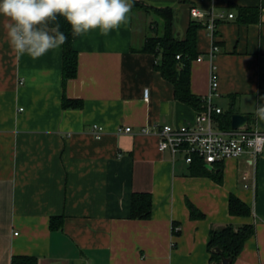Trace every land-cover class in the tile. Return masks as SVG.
I'll list each match as a JSON object with an SVG mask.
<instances>
[{"label":"crops","instance_id":"0c3cea01","mask_svg":"<svg viewBox=\"0 0 264 264\" xmlns=\"http://www.w3.org/2000/svg\"><path fill=\"white\" fill-rule=\"evenodd\" d=\"M138 1L173 9L180 40L191 22L201 25L191 92L212 94L223 113L245 115L246 128L264 132L256 115L264 104V0ZM193 9L234 19L212 39ZM150 16L131 7L127 22L108 36L97 30L78 37V74L66 87L62 46L36 60L17 57L0 16V264L14 257L39 264H212L210 234L228 225L255 226L233 264H264V153L257 162H223L218 183L159 149L158 128L189 124L198 111L176 100L155 56L133 53L150 36ZM214 45L219 51L211 57ZM65 98L81 107L65 109ZM134 194L152 196L149 219H132ZM232 195L251 217L230 214ZM190 205L203 217L192 218ZM53 218H63L60 229H51Z\"/></svg>","mask_w":264,"mask_h":264},{"label":"trees","instance_id":"16d2710c","mask_svg":"<svg viewBox=\"0 0 264 264\" xmlns=\"http://www.w3.org/2000/svg\"><path fill=\"white\" fill-rule=\"evenodd\" d=\"M133 10H143L146 14L155 15L160 18L162 26L157 22L151 24V33L142 48H133V53H141L155 56L158 60L155 69L162 77L173 85L176 100L188 105L198 112L204 110L205 99L195 96L191 92V65L199 57L197 43L198 30L201 25L196 21L191 22L184 40L175 37V18L174 11L171 8H156L144 2L133 0ZM248 10H242L245 14ZM60 30L68 37L63 48V80L64 87L70 80L77 77L79 67V54L74 49V42L78 37H74L71 32V26L63 19L58 17ZM179 57V59H178ZM63 107L80 108L81 102L78 100H69L65 98ZM231 113H222L219 119L220 127L231 129ZM192 173L194 176L209 177L214 181L221 183L223 169L221 164L215 166V170L210 172L206 169V164L202 160L196 159L192 164ZM131 215L133 220H145L151 217L153 211L152 196L149 194H134L131 202ZM192 218L203 217L193 206H189ZM229 211L232 216L251 217L252 209L236 196L230 197ZM63 218H53L51 229L58 230L62 227ZM255 235L254 225H245L234 227L228 225L220 230H213L210 234L208 250L211 253L212 264L220 261L221 257L215 252L218 248L223 256L234 262L243 251L245 244ZM12 264H39L38 259L34 257H14Z\"/></svg>","mask_w":264,"mask_h":264},{"label":"clouds","instance_id":"9594fccd","mask_svg":"<svg viewBox=\"0 0 264 264\" xmlns=\"http://www.w3.org/2000/svg\"><path fill=\"white\" fill-rule=\"evenodd\" d=\"M131 7V0H0V16L7 18L4 27L16 56L36 60L67 43L58 17L71 26L74 37L97 30L108 36L127 22ZM256 115L264 120V104Z\"/></svg>","mask_w":264,"mask_h":264},{"label":"built area","instance_id":"2783aa9c","mask_svg":"<svg viewBox=\"0 0 264 264\" xmlns=\"http://www.w3.org/2000/svg\"><path fill=\"white\" fill-rule=\"evenodd\" d=\"M191 17L196 20L205 18L204 26L209 36L215 39L219 25L225 20H233L234 15L216 12L211 9L203 13L198 9L191 11ZM219 51L214 45L210 54L211 57ZM179 59V57H178ZM213 93L218 87V79L215 74L212 77ZM150 90H144V100L149 102ZM223 110L212 103V94L205 99L204 110L198 112L194 121L183 126H163L156 130L159 138V149L162 152H170L173 158L183 157L186 164H192L196 159L202 160L206 165L215 168L216 165L237 160L249 156L252 162H257L264 153V132L244 128L240 130L222 129L216 121L217 116ZM125 133H132L131 128H126ZM95 136H102V129L94 127ZM142 134L149 135L152 132L143 129ZM176 231H179L177 228Z\"/></svg>","mask_w":264,"mask_h":264},{"label":"water","instance_id":"95a60500","mask_svg":"<svg viewBox=\"0 0 264 264\" xmlns=\"http://www.w3.org/2000/svg\"><path fill=\"white\" fill-rule=\"evenodd\" d=\"M249 123V118L245 115L241 114H234L231 118V127L234 130H240L247 127ZM206 169L210 172L214 171V168L210 165H206ZM215 252L221 257V260L215 264H233L231 259L226 258L223 256V253L220 249H216Z\"/></svg>","mask_w":264,"mask_h":264},{"label":"rangeland","instance_id":"374dc122","mask_svg":"<svg viewBox=\"0 0 264 264\" xmlns=\"http://www.w3.org/2000/svg\"><path fill=\"white\" fill-rule=\"evenodd\" d=\"M148 22L150 23V22H157L160 26H162V20L160 19V18H158L157 16H155V15H151L150 17H149V19H148ZM149 30V29H148ZM149 32V35H152V33H151V31L149 30L148 31Z\"/></svg>","mask_w":264,"mask_h":264}]
</instances>
